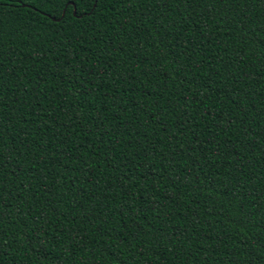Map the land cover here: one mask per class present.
<instances>
[{
	"label": "trees",
	"instance_id": "obj_1",
	"mask_svg": "<svg viewBox=\"0 0 264 264\" xmlns=\"http://www.w3.org/2000/svg\"><path fill=\"white\" fill-rule=\"evenodd\" d=\"M0 264H264V0H0Z\"/></svg>",
	"mask_w": 264,
	"mask_h": 264
},
{
	"label": "water",
	"instance_id": "obj_2",
	"mask_svg": "<svg viewBox=\"0 0 264 264\" xmlns=\"http://www.w3.org/2000/svg\"><path fill=\"white\" fill-rule=\"evenodd\" d=\"M73 13H75V8H73ZM62 15H63V14H62ZM52 19H55V18L52 17Z\"/></svg>",
	"mask_w": 264,
	"mask_h": 264
}]
</instances>
